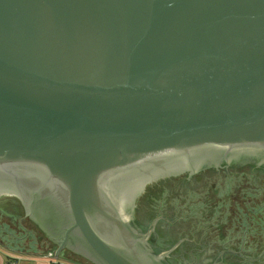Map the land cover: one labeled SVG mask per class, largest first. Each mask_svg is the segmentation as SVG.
Here are the masks:
<instances>
[{"label": "water", "instance_id": "water-1", "mask_svg": "<svg viewBox=\"0 0 264 264\" xmlns=\"http://www.w3.org/2000/svg\"><path fill=\"white\" fill-rule=\"evenodd\" d=\"M247 163L264 168V0H0L12 218L63 213L97 264H155L130 201Z\"/></svg>", "mask_w": 264, "mask_h": 264}, {"label": "flooded vegetation", "instance_id": "flooded-vegetation-1", "mask_svg": "<svg viewBox=\"0 0 264 264\" xmlns=\"http://www.w3.org/2000/svg\"><path fill=\"white\" fill-rule=\"evenodd\" d=\"M240 166H246L245 168L248 167L249 169L247 172H253L254 170L264 171V168L256 167L255 164L247 163ZM227 167L229 166H223L222 168L217 170L206 169L198 172L192 177H189L188 174H182L180 176L183 177L175 179L173 181L172 178L174 177L160 180L158 182L147 185L141 195H144V193H148V191L150 192L153 187H169L174 181H182L185 184L191 183L193 181H197L199 176L205 175L208 171H227V169H229ZM233 169L235 170L236 168L233 167L230 169V171H232ZM206 180L209 181L210 179H200V182ZM20 188L26 197L29 191L28 187L23 183H20ZM140 196L135 201L133 213L131 218H129V222L132 232H134L136 235H143L140 242L141 246L152 256L162 258L159 261L156 260L155 264H259L261 262V258L264 256V250L260 255L258 254L255 257L253 256V254H251L250 257H246L248 254L243 255L242 251L245 250L244 248H253V246L244 245L242 244V241L240 242L239 246L237 245L236 239L232 240V243L230 244L225 243L224 246H216L212 243H204L202 241L203 239H201L199 236L209 235L208 238H204V241H209L210 235L212 233H217L218 230L211 229L210 231H207V228H201L200 231H192L190 228L193 226L190 227L188 225L186 218H169L172 216L171 211L167 210L163 205L156 206L155 208H152V210H150L148 203L146 202L147 196L142 200ZM29 198L31 199L32 197ZM31 209L32 213L34 212L35 214H31L29 218L33 221L35 226H37L42 232L44 231L43 236L41 237L37 233H29L28 238L24 241L13 240L11 244L16 246L19 250H26L23 245L27 246L28 249L26 250V252H30V250L32 249L36 251L37 248H52L55 255V251L57 250L59 244L66 238L64 231L65 227L67 226L66 216L63 213H58V215L53 216L49 219L48 217L40 218L37 214L42 215L43 213L46 215L47 210L44 211L43 209L41 213L39 211H36L33 205L31 206ZM153 212L154 215L152 216ZM238 215L239 211H237V217ZM234 222V225L236 224V233L246 234L252 232L250 228H247V230H243L244 226H242V220L238 222L235 219ZM4 225L9 228L8 225H10V223L5 220ZM10 228L12 229V227ZM186 230H190L191 233H185ZM14 231L16 230L14 229ZM220 231L221 229L219 227V233ZM258 233H264V231H258L256 234ZM186 235H190L192 237H187ZM7 239H9V236ZM60 256L77 259L78 261L82 262H89L91 264H97L96 258L91 252H89L86 244L77 236L74 231L69 233V235L65 239V243L63 244L61 252L56 257ZM259 256L260 260L258 259Z\"/></svg>", "mask_w": 264, "mask_h": 264}, {"label": "rangeland", "instance_id": "rangeland-1", "mask_svg": "<svg viewBox=\"0 0 264 264\" xmlns=\"http://www.w3.org/2000/svg\"><path fill=\"white\" fill-rule=\"evenodd\" d=\"M239 166L227 167L236 168L235 170L238 172V177L235 178L224 177L203 182L197 180L187 184L182 181H174L169 187L157 188L155 192L156 197H151V194L147 193L148 195L146 194L144 197L140 198L142 200L147 196L146 202L150 210L156 206L163 205L167 210L171 211L172 216L169 218L175 219L177 217H184L193 221L194 223L190 225V227L193 226L190 228L192 231H200L201 228H207V231L211 229L218 230L217 233H212L210 235L209 241H204L205 235L199 236L203 239L202 241L204 243L224 246L225 243L231 242L229 236L237 234L235 232L236 225H234V221L236 219V221L240 222V218L237 217V211H240V213L244 215L246 224H244L243 230L250 228L252 232L249 234L253 236L259 235V233L256 234L258 231H264V191L258 193L253 189L252 192L251 188H253L254 185L252 184V179L250 177H243V175L240 174V170H243V173H247L249 168L245 167L248 165ZM181 177L183 176L172 178V181ZM250 194L256 196L253 195L251 197L249 196ZM255 206L258 207L257 210L254 209ZM5 220L10 223V225H8L9 228H6L7 234H9L8 241L10 243L13 240L24 241L28 238L29 233H37L39 236H43L42 232L35 230V228L28 224L29 212L22 219H19L18 215L12 218L10 214L4 212L0 207V224L4 225ZM223 221L228 222L227 225H222ZM10 227H12V229ZM219 227L221 229L220 233ZM225 227L228 228L226 230L227 233L225 232ZM14 229L16 231H14ZM229 230L231 232H229ZM185 233L189 234L191 232L190 230H186ZM224 233L227 234V239L221 238V235ZM244 234L245 233H239L240 236ZM260 235H262V238H260V236L258 239L264 240V233ZM186 236L192 237L190 235ZM23 247L26 250L28 249L27 246L23 245ZM26 250L23 249L21 251L24 252ZM37 251L44 255H53L54 253L51 248H37ZM242 253L243 255L248 254L246 257H250L253 250H244ZM258 259L260 260V256ZM262 263L264 264V260H262Z\"/></svg>", "mask_w": 264, "mask_h": 264}, {"label": "trees", "instance_id": "trees-1", "mask_svg": "<svg viewBox=\"0 0 264 264\" xmlns=\"http://www.w3.org/2000/svg\"><path fill=\"white\" fill-rule=\"evenodd\" d=\"M230 169L231 168L227 169V171L222 170L220 172L208 171V172H206L205 175L199 176L197 180L200 181V179L203 180L204 178L205 179L207 178V179H210V180H216V178L221 179V178H224V177H228V178L238 177V175H237L238 172L235 171L234 169L232 171H230ZM240 172H241L240 174L243 175V177H250L252 179V184H254L253 185V188H251V191L252 192H253V189L255 190V192H258V193L260 191H261V193L264 191V171H262V170H254L253 172L243 173V170H242ZM193 182H195V181H193ZM153 188H155V187H153ZM253 195L254 194H250L249 196L252 197ZM254 196H256V195H254ZM151 197H156V194L155 193L154 194L151 193ZM254 209L257 210L258 207L255 206ZM202 212H204V211H202ZM153 215H154V212L152 213V216ZM239 217H240V220H242V223H243L242 226H244V224H246V222L244 220V215L242 213H240V211H239L238 218ZM186 220H187L189 226L194 223L193 221L189 220L188 218H186ZM227 223L228 222L223 221V224L222 225H227ZM227 229L228 228L225 227V232H226ZM229 232H231V231L229 230ZM240 232H241V230H240ZM226 233H224L223 235H221V238L227 239V234ZM260 234H262V233H259V235H255V236H253L252 234H249V233H246V234L241 235V236L239 235V233L234 234V235H230L229 234L230 235L229 236V239L231 241L234 240V239H236L238 246L240 245V242L241 241H242V244H244V245H253V248H244V249L247 250V251L249 249H252L253 250V253H251V254H253V256L255 257L258 254L260 255L263 252V250H264V240H262V239L259 240L258 239V237H260V236H261L260 238H262V235H260ZM205 236L208 237L209 235H205ZM250 239H251V241H250ZM230 243H232V242H229V244ZM262 260H264V256L261 258V262L259 264H263L262 263Z\"/></svg>", "mask_w": 264, "mask_h": 264}, {"label": "crops", "instance_id": "crops-1", "mask_svg": "<svg viewBox=\"0 0 264 264\" xmlns=\"http://www.w3.org/2000/svg\"><path fill=\"white\" fill-rule=\"evenodd\" d=\"M6 228V225L0 224V264H7L11 260H14L16 264H91L63 256L56 257L54 253L53 255H44L33 249L30 252H22L8 241L9 234H7L8 228Z\"/></svg>", "mask_w": 264, "mask_h": 264}, {"label": "bare ground", "instance_id": "bare-ground-1", "mask_svg": "<svg viewBox=\"0 0 264 264\" xmlns=\"http://www.w3.org/2000/svg\"><path fill=\"white\" fill-rule=\"evenodd\" d=\"M136 200V199H135ZM135 200H131L130 204H129V210H131V208L133 207V205H135Z\"/></svg>", "mask_w": 264, "mask_h": 264}, {"label": "built area", "instance_id": "built-area-1", "mask_svg": "<svg viewBox=\"0 0 264 264\" xmlns=\"http://www.w3.org/2000/svg\"><path fill=\"white\" fill-rule=\"evenodd\" d=\"M7 264H16V262L13 260L9 261Z\"/></svg>", "mask_w": 264, "mask_h": 264}]
</instances>
